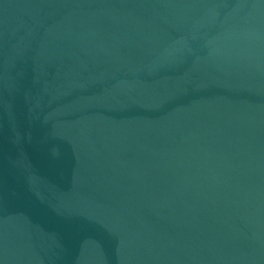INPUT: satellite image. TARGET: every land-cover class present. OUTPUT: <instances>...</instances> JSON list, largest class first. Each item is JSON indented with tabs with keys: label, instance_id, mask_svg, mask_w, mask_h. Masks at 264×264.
<instances>
[{
	"label": "water",
	"instance_id": "obj_1",
	"mask_svg": "<svg viewBox=\"0 0 264 264\" xmlns=\"http://www.w3.org/2000/svg\"><path fill=\"white\" fill-rule=\"evenodd\" d=\"M0 264H264V0H0Z\"/></svg>",
	"mask_w": 264,
	"mask_h": 264
}]
</instances>
